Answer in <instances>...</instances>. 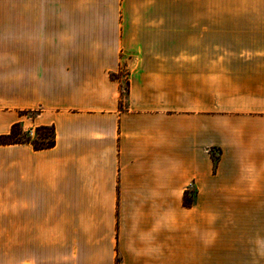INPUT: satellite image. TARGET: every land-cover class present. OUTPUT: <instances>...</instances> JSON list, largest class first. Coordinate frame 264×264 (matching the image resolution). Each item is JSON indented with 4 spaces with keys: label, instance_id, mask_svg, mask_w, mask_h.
<instances>
[{
    "label": "crops",
    "instance_id": "1",
    "mask_svg": "<svg viewBox=\"0 0 264 264\" xmlns=\"http://www.w3.org/2000/svg\"><path fill=\"white\" fill-rule=\"evenodd\" d=\"M261 7L0 0V40H21L15 63L0 50V135L55 132L48 149L0 145L3 264L251 262L264 242Z\"/></svg>",
    "mask_w": 264,
    "mask_h": 264
},
{
    "label": "trees",
    "instance_id": "2",
    "mask_svg": "<svg viewBox=\"0 0 264 264\" xmlns=\"http://www.w3.org/2000/svg\"><path fill=\"white\" fill-rule=\"evenodd\" d=\"M13 144H30L34 150H43L51 148L55 144V132L52 126H39L33 131H24L20 124H13L7 134L0 135V145ZM213 161L216 157L211 154ZM191 203V198L186 193L183 197V204L188 206Z\"/></svg>",
    "mask_w": 264,
    "mask_h": 264
},
{
    "label": "rangeland",
    "instance_id": "3",
    "mask_svg": "<svg viewBox=\"0 0 264 264\" xmlns=\"http://www.w3.org/2000/svg\"><path fill=\"white\" fill-rule=\"evenodd\" d=\"M223 8H221L222 10ZM242 9L243 8H239ZM227 10L231 13H233V11L235 12V10H238V8H227ZM252 10H259L262 13H264V7L261 8H252ZM3 16L0 15V18H2ZM11 47V49L13 50V54H12V61L15 63L16 59L18 60L19 57V53H20V47H21V40L20 39H12V40H0V50H2L5 47ZM30 114L27 115V117H29ZM256 236V238L259 236L258 234L262 233L259 231H255L253 232ZM260 250H261V255H260ZM251 259L252 261L249 262L248 264H264V242L262 240V245L260 247H258V244L254 242L253 239V247H252V255H251ZM4 263V246H3V232L2 230H0V264Z\"/></svg>",
    "mask_w": 264,
    "mask_h": 264
}]
</instances>
